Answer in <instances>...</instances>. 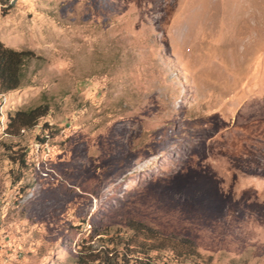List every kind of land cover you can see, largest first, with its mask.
Masks as SVG:
<instances>
[{"label":"rangeland","instance_id":"1","mask_svg":"<svg viewBox=\"0 0 264 264\" xmlns=\"http://www.w3.org/2000/svg\"><path fill=\"white\" fill-rule=\"evenodd\" d=\"M0 43L43 59L0 94V264L129 220L264 264V0H0Z\"/></svg>","mask_w":264,"mask_h":264},{"label":"trees","instance_id":"2","mask_svg":"<svg viewBox=\"0 0 264 264\" xmlns=\"http://www.w3.org/2000/svg\"><path fill=\"white\" fill-rule=\"evenodd\" d=\"M34 60L43 59L32 51H18L0 43V94L19 89ZM48 114L47 105L17 111L8 116L5 133L19 137ZM89 228L88 237L80 241L77 264H199L195 260L201 259L191 240L166 235L145 221L129 220L122 231L108 226Z\"/></svg>","mask_w":264,"mask_h":264},{"label":"bare ground","instance_id":"3","mask_svg":"<svg viewBox=\"0 0 264 264\" xmlns=\"http://www.w3.org/2000/svg\"><path fill=\"white\" fill-rule=\"evenodd\" d=\"M197 183V182H196ZM195 184V183H194ZM193 186H195V185H193ZM197 186V185H196ZM209 188V187H208ZM215 201V200H214Z\"/></svg>","mask_w":264,"mask_h":264}]
</instances>
